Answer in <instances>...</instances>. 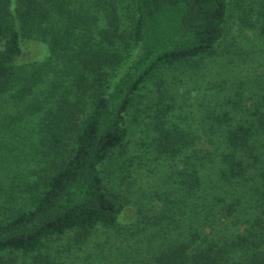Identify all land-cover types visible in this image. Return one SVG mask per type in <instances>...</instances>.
<instances>
[{
    "label": "trees",
    "instance_id": "obj_1",
    "mask_svg": "<svg viewBox=\"0 0 264 264\" xmlns=\"http://www.w3.org/2000/svg\"><path fill=\"white\" fill-rule=\"evenodd\" d=\"M227 5L228 0H0V96L10 87L27 40L54 52L71 48L62 74L75 75L82 88L61 95L60 112L47 111L40 120L43 144L35 151L55 157L42 166L45 176L24 182L31 194L19 185L7 195L0 186V264L61 262L66 250L44 254L48 240L76 231L78 242L96 226L115 225L123 207L111 197L103 167L125 152L128 112L141 109L135 96L149 80L161 95L166 84L190 90L186 82L219 77V70L198 68L208 59L222 64L227 54L218 48L227 32ZM9 9L10 19L4 16ZM258 15L264 35V8ZM93 21L96 30L89 27ZM181 67H187L181 71L186 76L172 79L170 70ZM263 67L261 62L250 83L241 82L240 91L223 97L221 85L214 91L210 82L208 103L199 102L200 118L187 128L173 120L171 129L160 127L169 119L156 114L152 142L172 144L163 150L182 165L177 172L190 210L185 229L150 264H264ZM89 73L96 78L92 86ZM40 74L25 78L37 85ZM62 81L52 80L48 97Z\"/></svg>",
    "mask_w": 264,
    "mask_h": 264
},
{
    "label": "rangeland",
    "instance_id": "obj_2",
    "mask_svg": "<svg viewBox=\"0 0 264 264\" xmlns=\"http://www.w3.org/2000/svg\"><path fill=\"white\" fill-rule=\"evenodd\" d=\"M247 8L252 12L246 13ZM263 8L264 0H228L227 32L218 47L219 51H226L227 54L222 64L208 59L202 61L198 68L199 72L207 68L219 70V77L202 79L196 85L186 82L183 86L190 90H177L175 84H166V90L163 88L161 95L153 80H149L138 92L135 99L141 109L138 111L136 107H131L128 112L125 152L103 167L108 191L123 207L116 223L113 226H96L84 233L78 242L75 240L76 231L48 240L43 248L44 254L55 256L58 249L66 250L63 256L58 257L62 261H55L54 264H150L162 249H166L167 244L180 235V230L185 229L189 223L190 206L185 184L180 183L177 172L182 165L172 158L169 151L163 150L172 144L158 139L152 142L158 132L153 126L156 114L164 113L169 119L168 125L160 123V127L171 129L170 122L173 120L178 127L187 128L193 119L200 118L196 113L199 102L205 106L208 103L210 82L214 91L221 85L223 91L219 94L222 97L232 94L235 88L239 90L241 82L250 83L253 71L260 73V63H264V35L259 31L263 23L258 15ZM10 14L9 9L4 16L10 19ZM94 23L89 27L96 30ZM82 26L84 23L79 19V29ZM21 47L22 55L9 81L10 87L2 92L3 97L0 96V186L4 183L7 195H12L20 186L27 188L24 182L33 183L39 179L38 175L45 176L41 168L55 153L43 155L35 151V147L43 144L39 133L40 120L47 116V111L60 112L59 104H63L61 95L70 97V92L82 89L75 75L69 76L66 71L62 74L64 66L71 63V48L59 46L54 52L44 42L28 40ZM229 58L231 61H228ZM75 65L76 61L73 67ZM125 65L116 66L114 72L125 68ZM186 68L171 69V78L186 76L181 73ZM36 72H40L42 78L38 79L41 81L39 84L33 85L26 78ZM94 75H87L88 85L96 82ZM79 76H82L81 73ZM53 79L56 83L64 81L62 87L58 85L48 97L50 93L47 89L51 88ZM92 95V88L88 87L87 98ZM65 145L70 147L68 142ZM32 190L28 187L27 195ZM3 196L0 191V200ZM13 207H18V204ZM23 261L18 262L21 264Z\"/></svg>",
    "mask_w": 264,
    "mask_h": 264
}]
</instances>
